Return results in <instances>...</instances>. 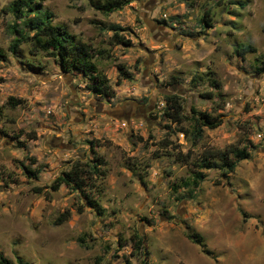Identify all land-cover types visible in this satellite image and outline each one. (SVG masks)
<instances>
[{
  "label": "rangeland",
  "instance_id": "1",
  "mask_svg": "<svg viewBox=\"0 0 264 264\" xmlns=\"http://www.w3.org/2000/svg\"><path fill=\"white\" fill-rule=\"evenodd\" d=\"M14 1L0 0L6 264H264V0H130L109 14L95 7L107 0H44L52 24L74 35L105 76L110 97L30 42L10 52L15 22L26 30ZM110 25L128 43H116ZM248 45L255 52L237 55ZM171 94L180 123L162 115ZM192 109L214 125L198 140ZM231 145L247 146L250 157L227 177L195 166L203 152ZM98 160L102 176L89 191L99 211L81 192L50 189L74 163ZM195 172L204 175L198 185Z\"/></svg>",
  "mask_w": 264,
  "mask_h": 264
},
{
  "label": "trees",
  "instance_id": "2",
  "mask_svg": "<svg viewBox=\"0 0 264 264\" xmlns=\"http://www.w3.org/2000/svg\"><path fill=\"white\" fill-rule=\"evenodd\" d=\"M130 0H107L100 5H96V9L104 14L112 13L121 9L122 6L129 3ZM44 0H15L11 5V12L14 14L16 20H22L23 26L26 30H18L17 22L13 26L14 39L9 46V50L15 53L17 47L26 42L31 43L33 52L43 51L47 56L57 60L59 68L64 72H79L83 76L90 78L93 83L90 84V89L94 94L99 96H112L110 86L107 84L105 76L95 72L94 66L89 61L90 54L79 43L76 42L74 35L70 34L63 25L52 24L51 12L43 9L42 3ZM4 12V10H0ZM206 15V14H205ZM109 29L113 31V37L116 43L126 44L128 41H124L118 34L116 25H110ZM248 52H255V48L248 45L239 49H236L237 55L243 57ZM4 59V54L0 50V61ZM121 69L119 68V71ZM264 72V64L258 68V73ZM94 73V74H93ZM217 86V84H214ZM210 97V96H209ZM164 108L162 110L163 117L173 123L182 122L184 116L182 114L183 108L178 96L164 95L163 96ZM193 115L191 116V134L196 140L200 138L202 127L212 128L213 123L210 122L209 116L204 113L195 114L192 109ZM195 114V115H194ZM187 132V130H184ZM188 133V132H187ZM250 144V142H248ZM250 152L247 146L238 148L235 146H228L224 150H207L201 154L196 160L195 166L199 169H221L223 175L227 177L234 172L237 163L241 160L248 159ZM101 160H98V164L89 162L74 163L67 171L57 176L50 184V189L57 190L59 186L64 185L71 190L81 192L87 204L95 210L99 211V206L93 199L91 192L89 191L90 185L94 177H101L100 166ZM29 176L31 174L28 170ZM34 176V172H32ZM202 172H195L192 183L198 185L203 180ZM187 183H185L186 185ZM79 213L82 208L77 210ZM70 215L69 211L63 212L58 216L53 223L59 225L63 223ZM136 237L135 248L139 249L141 245V238ZM194 244H199L200 241L197 238H193L190 235H186ZM0 262L6 264L0 256ZM20 264H26L19 262Z\"/></svg>",
  "mask_w": 264,
  "mask_h": 264
},
{
  "label": "flooded vegetation",
  "instance_id": "3",
  "mask_svg": "<svg viewBox=\"0 0 264 264\" xmlns=\"http://www.w3.org/2000/svg\"><path fill=\"white\" fill-rule=\"evenodd\" d=\"M141 108V107H140ZM144 112V109H140V113L142 114ZM129 114L125 111L124 116H128Z\"/></svg>",
  "mask_w": 264,
  "mask_h": 264
},
{
  "label": "water",
  "instance_id": "4",
  "mask_svg": "<svg viewBox=\"0 0 264 264\" xmlns=\"http://www.w3.org/2000/svg\"><path fill=\"white\" fill-rule=\"evenodd\" d=\"M148 24V23H147ZM149 26V25H148ZM100 107V106H99Z\"/></svg>",
  "mask_w": 264,
  "mask_h": 264
}]
</instances>
